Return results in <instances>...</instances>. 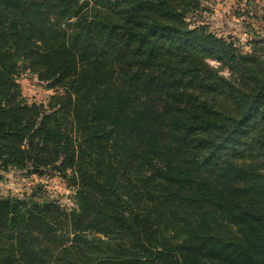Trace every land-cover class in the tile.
I'll return each mask as SVG.
<instances>
[{
	"label": "trees",
	"instance_id": "1",
	"mask_svg": "<svg viewBox=\"0 0 264 264\" xmlns=\"http://www.w3.org/2000/svg\"><path fill=\"white\" fill-rule=\"evenodd\" d=\"M201 9L0 0V181L76 186L68 211L0 197V264H264V39L244 53L188 21Z\"/></svg>",
	"mask_w": 264,
	"mask_h": 264
},
{
	"label": "rangeland",
	"instance_id": "2",
	"mask_svg": "<svg viewBox=\"0 0 264 264\" xmlns=\"http://www.w3.org/2000/svg\"><path fill=\"white\" fill-rule=\"evenodd\" d=\"M194 26H204L217 37L233 41L242 52L252 51V41L264 39V0H202V9L189 16ZM214 67H220L216 61H209ZM228 76L227 70L221 72ZM22 95L31 103L48 104L57 92L49 90L37 74L24 72L19 78ZM0 197H17L28 202L56 203L65 211L74 207L76 186L72 171L60 173L50 168L43 175L27 174L26 171L8 169L2 171ZM36 193V195H35Z\"/></svg>",
	"mask_w": 264,
	"mask_h": 264
},
{
	"label": "water",
	"instance_id": "3",
	"mask_svg": "<svg viewBox=\"0 0 264 264\" xmlns=\"http://www.w3.org/2000/svg\"><path fill=\"white\" fill-rule=\"evenodd\" d=\"M94 120V118L92 119V121Z\"/></svg>",
	"mask_w": 264,
	"mask_h": 264
}]
</instances>
